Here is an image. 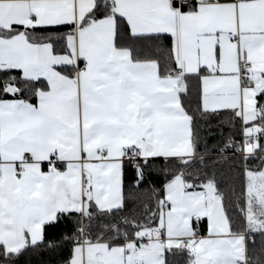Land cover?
Wrapping results in <instances>:
<instances>
[{"label": "snow or ice", "instance_id": "6c2138e0", "mask_svg": "<svg viewBox=\"0 0 264 264\" xmlns=\"http://www.w3.org/2000/svg\"><path fill=\"white\" fill-rule=\"evenodd\" d=\"M0 264H264V0H0Z\"/></svg>", "mask_w": 264, "mask_h": 264}]
</instances>
